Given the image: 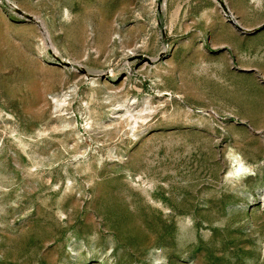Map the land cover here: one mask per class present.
<instances>
[{
	"label": "rangeland",
	"instance_id": "1",
	"mask_svg": "<svg viewBox=\"0 0 264 264\" xmlns=\"http://www.w3.org/2000/svg\"><path fill=\"white\" fill-rule=\"evenodd\" d=\"M0 264H264V0H0Z\"/></svg>",
	"mask_w": 264,
	"mask_h": 264
},
{
	"label": "bare ground",
	"instance_id": "2",
	"mask_svg": "<svg viewBox=\"0 0 264 264\" xmlns=\"http://www.w3.org/2000/svg\"><path fill=\"white\" fill-rule=\"evenodd\" d=\"M39 22V21H38ZM38 24H40V23H38ZM43 30V35L45 36V38H46V40H47V42L49 41L48 40V36H47V32H46V30L45 29H42ZM48 44L51 46L50 48L52 49V51H54L55 53H57L56 52V50L53 48V46H52V44L50 43V42H48ZM53 52V53H54ZM54 55H56V54H54ZM59 56V55H58ZM239 168V167H238Z\"/></svg>",
	"mask_w": 264,
	"mask_h": 264
}]
</instances>
